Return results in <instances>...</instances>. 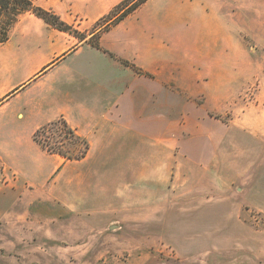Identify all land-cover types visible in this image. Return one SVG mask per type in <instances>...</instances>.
I'll use <instances>...</instances> for the list:
<instances>
[{
  "label": "crops",
  "instance_id": "crops-1",
  "mask_svg": "<svg viewBox=\"0 0 264 264\" xmlns=\"http://www.w3.org/2000/svg\"><path fill=\"white\" fill-rule=\"evenodd\" d=\"M120 1L38 6L68 24L93 25ZM262 6L255 10L264 27ZM252 11L251 0H146L99 35L100 48L31 12L19 15L0 43V264H112L105 252L123 231L111 227L128 217V228H139L141 207L153 212L171 197V160L157 155L171 156L172 133H216L204 127L212 110L206 101H181L179 112L189 105L200 117L184 112L180 128L172 90L188 99L222 88L236 69L237 27ZM59 118L87 141L82 158L48 152L33 139ZM197 186L186 185L189 198H197ZM210 186L218 201L219 184ZM229 186L235 192L225 216L235 224L211 227L232 234L233 264H264V226L245 221L251 210L264 213V184L250 178Z\"/></svg>",
  "mask_w": 264,
  "mask_h": 264
},
{
  "label": "rangeland",
  "instance_id": "rangeland-1",
  "mask_svg": "<svg viewBox=\"0 0 264 264\" xmlns=\"http://www.w3.org/2000/svg\"><path fill=\"white\" fill-rule=\"evenodd\" d=\"M33 1L38 5L39 0ZM262 5L258 0H251L250 20L237 27L236 69L234 74L224 75L222 88L204 90L188 99L184 91L172 90L173 114H181L177 117L180 128L185 124L184 112L191 114V120L200 117L187 104L206 101L212 110L203 114L204 127L216 133H172L171 156L157 155L165 156L166 160L170 157L172 168L167 178L171 183V197L153 212L141 207L140 222L145 223L139 228H128V217L122 224L111 227L113 233L123 231V234L115 239L117 248L105 252L108 262L113 259L112 264H233L234 248L229 241L232 234L226 230L214 232L211 225L235 224L225 216L231 206L227 196L235 192L229 183L255 178L264 184V133L249 132L254 128L264 130V27L258 24L256 11ZM71 25L79 37L95 38L91 34L94 24L86 25L75 19ZM184 100L187 107L179 112ZM62 133L53 127L42 131L40 137L45 143L76 156L72 159L82 158L83 142L75 143ZM160 139L156 137V143ZM156 173L162 175L163 166L157 167ZM189 182L198 184L197 198H189L186 192ZM216 182L220 192L219 200L214 202L209 189ZM242 208L248 205L243 204ZM196 209H201V213ZM215 210L220 211V217L211 216ZM251 211L245 221L252 226H264V213ZM149 213L153 217H146Z\"/></svg>",
  "mask_w": 264,
  "mask_h": 264
},
{
  "label": "trees",
  "instance_id": "trees-1",
  "mask_svg": "<svg viewBox=\"0 0 264 264\" xmlns=\"http://www.w3.org/2000/svg\"><path fill=\"white\" fill-rule=\"evenodd\" d=\"M145 1L146 0H121L94 23V29L91 34L92 37L95 38H90L86 41L89 42L92 46L100 48L98 43L99 35L102 32L108 30L114 24L124 19ZM23 12H31L37 17L41 18L51 27L60 31L68 32L75 37H78L80 40H85V36L79 37L78 35H76V30L73 29L72 25L64 22L52 9L42 8L36 5L33 0H0V43L7 41L11 27L17 21L19 15ZM124 62L128 64L127 61ZM45 68H43L41 71H44ZM53 127L59 128L61 132H63V137L72 140L75 143H77V141L83 142L84 149L80 151V156H83L86 153L88 149V143L84 139H81L74 132V130L68 126L63 118L51 121L38 128L33 133V139L48 152L61 154L67 159L76 158V156L71 155L62 148L54 147L48 143H45V140L41 139L40 133L46 129H50Z\"/></svg>",
  "mask_w": 264,
  "mask_h": 264
},
{
  "label": "built area",
  "instance_id": "built-area-1",
  "mask_svg": "<svg viewBox=\"0 0 264 264\" xmlns=\"http://www.w3.org/2000/svg\"><path fill=\"white\" fill-rule=\"evenodd\" d=\"M0 168H1V163H0ZM12 176H14V174H12Z\"/></svg>",
  "mask_w": 264,
  "mask_h": 264
}]
</instances>
